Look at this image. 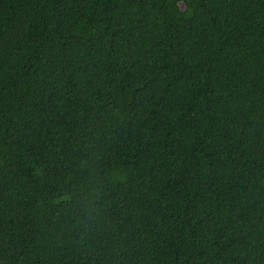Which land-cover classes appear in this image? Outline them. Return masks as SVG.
Masks as SVG:
<instances>
[{
    "label": "trees",
    "instance_id": "16d2710c",
    "mask_svg": "<svg viewBox=\"0 0 264 264\" xmlns=\"http://www.w3.org/2000/svg\"><path fill=\"white\" fill-rule=\"evenodd\" d=\"M0 264H264V0H0Z\"/></svg>",
    "mask_w": 264,
    "mask_h": 264
}]
</instances>
